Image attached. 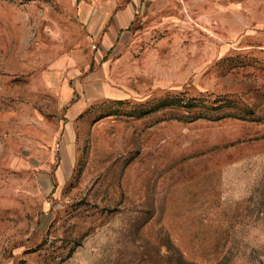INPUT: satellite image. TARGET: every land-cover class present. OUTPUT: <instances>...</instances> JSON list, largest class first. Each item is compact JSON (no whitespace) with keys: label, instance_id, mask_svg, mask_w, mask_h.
<instances>
[{"label":"rangeland","instance_id":"obj_1","mask_svg":"<svg viewBox=\"0 0 264 264\" xmlns=\"http://www.w3.org/2000/svg\"><path fill=\"white\" fill-rule=\"evenodd\" d=\"M179 6L0 0V264H264V0Z\"/></svg>","mask_w":264,"mask_h":264},{"label":"crops","instance_id":"obj_2","mask_svg":"<svg viewBox=\"0 0 264 264\" xmlns=\"http://www.w3.org/2000/svg\"><path fill=\"white\" fill-rule=\"evenodd\" d=\"M72 1L76 24L86 28L92 40L111 42L108 45L113 46L112 42L123 40L126 34L131 35V44L134 45L138 40L139 25L153 17L167 15L170 6L182 7L179 5L187 0Z\"/></svg>","mask_w":264,"mask_h":264},{"label":"trees","instance_id":"obj_3","mask_svg":"<svg viewBox=\"0 0 264 264\" xmlns=\"http://www.w3.org/2000/svg\"><path fill=\"white\" fill-rule=\"evenodd\" d=\"M227 104V103H226Z\"/></svg>","mask_w":264,"mask_h":264}]
</instances>
